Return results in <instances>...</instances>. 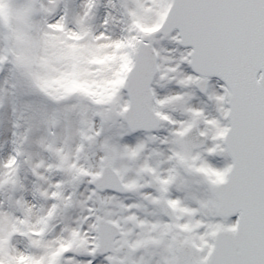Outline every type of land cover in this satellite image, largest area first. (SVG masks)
I'll use <instances>...</instances> for the list:
<instances>
[{"label":"snow or ice","instance_id":"obj_1","mask_svg":"<svg viewBox=\"0 0 264 264\" xmlns=\"http://www.w3.org/2000/svg\"><path fill=\"white\" fill-rule=\"evenodd\" d=\"M0 264H264V0H0Z\"/></svg>","mask_w":264,"mask_h":264}]
</instances>
